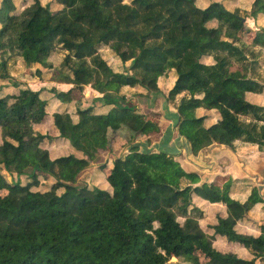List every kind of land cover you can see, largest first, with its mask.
Instances as JSON below:
<instances>
[{
  "label": "trees",
  "instance_id": "16d2710c",
  "mask_svg": "<svg viewBox=\"0 0 264 264\" xmlns=\"http://www.w3.org/2000/svg\"><path fill=\"white\" fill-rule=\"evenodd\" d=\"M250 8L228 10L222 0H0V81L9 75V61L26 69L53 70V52L64 56L54 77L72 90L89 86L111 106L106 113L94 107L72 111L66 93L47 95L29 88L3 95L0 85V264H255L264 260V226L260 233L239 232L236 225L262 202L252 189L244 203L230 197L232 181L202 184L164 152H139L132 144L159 131V121L144 120L140 136L116 150L108 143L115 132L137 114L121 91L139 87L167 97L176 105V125L193 155L213 143L233 147L237 141L264 150V107L245 94L261 93L258 52L264 47V28L252 31L247 43L239 35L245 19L264 15V0H249ZM105 47L128 72L114 71L100 51ZM204 58L211 59L205 63ZM53 96V97H52ZM55 108V110H53ZM214 111L218 120L206 126L197 110ZM52 110V112H50ZM50 114L58 135L73 150L51 159L38 130ZM128 146L110 169L100 164L103 182L78 185L77 179L102 152ZM75 153L83 157L78 158ZM24 176L21 185L3 174ZM40 176L51 177L41 186ZM93 181V179H92ZM41 188V189H39ZM61 189L59 194L57 191ZM193 195L221 204L225 217L203 223L204 212ZM181 220V221H180ZM224 240L250 251L240 258L214 248ZM205 258L202 263L196 253Z\"/></svg>",
  "mask_w": 264,
  "mask_h": 264
},
{
  "label": "rangeland",
  "instance_id": "374dc122",
  "mask_svg": "<svg viewBox=\"0 0 264 264\" xmlns=\"http://www.w3.org/2000/svg\"><path fill=\"white\" fill-rule=\"evenodd\" d=\"M18 0H16L17 2ZM129 1V0H127ZM205 0H201V2H204ZM224 1V5L228 9H239L242 13V15H245L246 9H248V4L249 0H222ZM238 7V8H237ZM251 17H247L245 19V24L247 26L246 30H243L240 32V36L243 38L244 41L247 43H250L248 35L254 30V28L251 27ZM255 48V47H252ZM101 55L103 56L104 59H106L108 65L114 70V71H119V72H128V66L121 65L120 63L117 62V59L108 51L105 47H103L100 51ZM259 57H258V66L259 70L263 71L264 70V49H260L259 51ZM64 56L63 51H58V52H53L49 58V62L52 63L53 65V70L49 69H42L41 72L42 74L40 76H36L34 74L35 72V67H32V69H26L23 64H20L15 61V63H11L9 61V75L7 77V80L14 84L18 83L20 85H25L32 91H38L41 88H46L47 89V97L51 96V93L49 92L50 89H54L56 92L60 93H66V96L63 97V99L66 102L72 103L77 107L80 108H86L91 105H94L97 101H95L97 94H94L88 87H84L82 90H72L73 85H64L60 86L63 84H60L57 82V80L54 79V77L57 74V67L61 63V60ZM1 61V60H0ZM138 91H141L139 93ZM100 95V94H99ZM126 97L129 98L132 103L137 107V114L140 113H148L149 110L152 109L153 112H151L150 115L142 118H137V117H131L129 115L125 114L126 120L119 129L115 132L108 131L107 136H108V143L109 147L111 149L116 150L117 148H120L123 146V144L127 141H130L134 139L135 137L140 136L139 129L142 125V122L144 120L150 119V120H157L159 121L160 119V114H163L165 112L164 106L171 105L173 109L176 111V105L178 102V99L181 98L182 95H178L174 100H169L167 97V92L166 94H162L160 92L159 94H153L149 93L147 91H144L143 89L139 87L135 88H129L127 92L125 93ZM53 97V96H52ZM102 97V95L98 96ZM258 102L261 105H264V99L258 100ZM104 104L103 102H100L98 105ZM109 106V105H106ZM67 109L69 105H66ZM111 107V106H109ZM55 110V108H53ZM71 113H73L74 109H71ZM52 112V110H50ZM50 119H46L43 121L41 126H38V129L43 131V133L47 134L51 140H47V142H44L43 148L46 150L50 151L51 157H61V156H66L69 155L70 148L68 144H63L62 139L56 138V136H53V133L51 131L52 127L50 125ZM164 143V141H163ZM251 146V147H250ZM249 148L250 150H245L248 153L245 154H250L254 151L257 150L256 145H250ZM252 149V150H251ZM116 152V151H115ZM244 152V151H243ZM114 155L107 156L103 155L100 157V162L108 164L110 160H113ZM203 160L202 164H207V160ZM253 162L257 163L256 169H254L257 173H259L262 177H264V152L261 155H258L253 158ZM253 167V166H252ZM110 169V167H108ZM95 170V165H91L86 169L84 172L81 173V175L77 179V184L78 185H87L91 186L90 183L95 182H103V178L101 174L96 173L97 171V165H96V170L95 171H90L89 170ZM6 180L8 182H18L21 185H25L29 181L26 177L24 176H10L7 173L3 172ZM99 175V176H98ZM46 177V176H44ZM93 177V178H92ZM93 179V181L91 180ZM49 178H45V182L41 183V186H46L48 184ZM51 181L52 180L51 178ZM247 182H243L244 184H236L235 187L232 189L231 192H234L237 195V198H239L240 203H243L246 199L245 194L248 195V192L250 191V187H254V181L253 180H246ZM92 187V186H91ZM41 189V188H39ZM231 190V189H230ZM62 190L59 189L57 193H61ZM263 204H258L253 207L252 210L248 211L244 218L242 219V231L245 233H252V234H259L260 231L258 230L260 226L264 223V201H262ZM181 221V220H180ZM256 221H260L257 223ZM214 248L217 251L223 252V253H233L237 255L240 258L244 259H252L253 255L250 251L243 249L241 246H237L234 244H230L229 242H226L224 240H217L216 242L214 241L213 243ZM198 258L202 263L205 262V258L203 257L202 254L199 252L196 253ZM169 264H187L185 263L182 259H175L172 258L169 261ZM255 264H264V260H259L256 259Z\"/></svg>",
  "mask_w": 264,
  "mask_h": 264
},
{
  "label": "crops",
  "instance_id": "0c3cea01",
  "mask_svg": "<svg viewBox=\"0 0 264 264\" xmlns=\"http://www.w3.org/2000/svg\"><path fill=\"white\" fill-rule=\"evenodd\" d=\"M227 1V0H225ZM222 4L224 5V1H222ZM225 6V5H224ZM248 7L250 8V3L248 4ZM226 9H228L225 6ZM238 8V7H237ZM246 9V11L249 10ZM228 10H234V9H228ZM251 19V27L250 28H254L253 31H257L260 28H264V15H257L255 18H250ZM258 52V57L259 55V51L260 49H264V47H256L253 48ZM203 61L205 63H211V59L209 58H204ZM16 62L22 64L21 60H16ZM258 58H257V64L256 66L258 67L256 72L260 75L261 80H257V83L259 85H261L263 87L262 92L261 93H250L247 92L245 94V98L247 101H249L252 104L258 105V106H262L264 107V105H261L258 100H262L264 99V70L260 71L259 70V66H258ZM35 68L37 69V67L35 66ZM39 70L41 71L42 67H38ZM32 69V68H31ZM35 69V70H36ZM42 73V72H41ZM6 84L5 87H3V95H7V94H16L18 92L19 89H24V88H28L25 85H20L18 83H10L9 81H6L4 83H1L0 81V85ZM63 85L60 86H64V85H70V84H65V83H60ZM171 84L162 89L161 92L162 94H166L167 90L170 88ZM73 87V86H72ZM90 89V91H92L94 94H97L96 98H99L98 96L99 93L95 92L94 90H92L89 86H86ZM52 89V88H51ZM129 89V87L124 88L121 92L123 94H125L127 92V90ZM38 91L41 92V95L44 96L47 93V89L46 88H41ZM139 93H141V91H138ZM60 93V92H59ZM49 104L53 105V107L56 108H60L61 110H64L66 107H63L64 105H62L58 100L52 99L51 96L46 97ZM179 100V99H178ZM100 102H96L94 105H91L89 107H94L95 113H106L110 107L106 106L105 104H101L98 105ZM66 105H69V109H76V106L72 103H68ZM65 105V106H66ZM168 107V111L170 112L169 115H173L175 113V109H173V107L171 105H167ZM88 108V107H86ZM176 108V107H175ZM81 109H85V108H81ZM153 112L152 109L148 111V113H140L142 115H147L149 113ZM167 115V114H166ZM165 114H160V119H159V131L157 133H154L152 135H150L148 138L145 139V142L147 144V146H152L153 144H159L163 138V135L165 133V131L169 128H171V136L170 139L167 143V145L165 146L169 151L175 153L174 159L181 165V167L187 171V172H196L199 175V179L202 183H213L215 180L217 179H224V178H229L232 181L231 184V190L235 187L236 184H244L243 182H247L246 180H248L244 169L240 168V165H238L237 161H236V156L242 158V160L245 162V165H247V167H249L250 169H256V167L258 166L257 163L253 162V158L261 155L263 152H259L258 150L254 151L250 154H245L248 153L246 152L247 150H250L249 146L251 144H246V143H242V142H235L233 144V147L229 148L232 150V152L223 149V148H215L212 149L211 151H209L207 154L204 153V159H207L208 165L206 164H199L198 161V154L197 155H192L189 156L187 155V151L185 150V145L183 142V139L181 136L178 135V130L177 127L174 126L172 127V123L169 120V118H167ZM197 115L198 116H206V126H210L212 124H214L217 120H218V114L214 111H205L202 109L197 110ZM169 117V116H168ZM50 119V125L52 127L51 131L53 133V136H57L58 133L55 130L54 126H53V120L50 114L46 115L43 119ZM43 121L38 124L35 125V130H38L40 132L43 133V131H41L40 129H38V126H41V124L43 123ZM144 139V138H141ZM143 142V140H141ZM63 144H68L66 141H62ZM0 144H1V139H0ZM69 146V145H68ZM251 147V146H250ZM70 148V147H69ZM246 150V151H245ZM252 150V149H251ZM119 151V150H118ZM118 151H116L113 155H118ZM244 151V152H243ZM49 152V156L51 159H55L51 157V153ZM70 152L72 153L73 150L70 148ZM127 153L124 152L123 156L126 155ZM235 154V155H234ZM75 155L78 158H82L83 156L80 153H75ZM103 155H107V156H113L111 154H108L106 152H102L100 157ZM190 157H192V160L190 159ZM195 160V161H194ZM112 161L110 160L108 164L105 163H101L100 161L97 163H93L91 162V165H95V170H96V165H97V171L96 173L101 174L102 178H104V175L100 172V164H104L106 165V167H111L112 166ZM199 164V165H198ZM209 164H211V166L209 167ZM253 166V167H252ZM209 167V168H208ZM244 168V166H243ZM94 169L89 170L90 171H95ZM99 176V175H98ZM45 178L44 176H40L39 180L42 182H45ZM49 180L48 184H51V177H48ZM93 178V177H92ZM92 180V179H91ZM250 180V179H249ZM29 182V181H27ZM250 187V191L248 192V195L245 194L246 199L248 198V196L250 195L252 189H255L254 187L249 186ZM230 197L234 200H239V198H237V195L234 192H231ZM245 199V201H246ZM192 201L195 204V206H197L198 208H200L203 212H204V219H203V223L205 224H210V225H214L216 222V217H225V209L221 204H210L204 200H202L201 198L197 197L196 195H193L192 197ZM244 201V202H245ZM239 202V201H238ZM243 202V203H244ZM258 204H263L262 202L258 203ZM256 204V205H258ZM254 207V206H253ZM253 209V208H252ZM251 209V210H252ZM250 211V210H249ZM264 219V218H263ZM257 223H259L260 221H256ZM242 221H239L236 225V229L239 232H243L242 229ZM262 227V226H260ZM259 230V229H258Z\"/></svg>",
  "mask_w": 264,
  "mask_h": 264
},
{
  "label": "water",
  "instance_id": "95a60500",
  "mask_svg": "<svg viewBox=\"0 0 264 264\" xmlns=\"http://www.w3.org/2000/svg\"><path fill=\"white\" fill-rule=\"evenodd\" d=\"M165 112H163V114H167V118H169V120L171 121L172 123V127L176 126V114H177V111H175V113L173 115H169L170 112L168 111V107L167 106H164L163 107ZM171 128L167 129L163 135V138L161 140V142L159 144H153L152 146H147L146 142H145V139H139L137 140L136 142L132 143V144H135V145H138L139 146V152H143V151H148V152H154V153H158V152H164V153H167L168 156H171L174 158L175 156V153L169 151L165 146L167 145L169 139H170V136H171ZM179 135V133H178ZM180 136V135H179ZM182 139H183V142H184V145H185V150L187 151V155L189 156H192V152H191V149H190V145L189 143L187 142V140L181 136ZM143 140V142L141 141ZM164 141V143H163ZM129 145L125 146L124 148L120 149L118 152V155H114L113 157V160L115 158H120L123 156L124 152L128 154L129 152V148H128ZM215 148H223V149H226L230 152H232V150L229 148V146L227 145H221V144H217V143H213L212 145L208 146V147H205L203 149H201L197 154H198V163L201 164L203 163V160L201 159H204V153L207 154L209 151H211L212 149H215ZM115 152L113 153H108V154H111L113 155ZM196 154V155H197ZM235 155V154H234ZM195 156V155H194ZM236 156V161L238 163V165H240V168L244 169V172L247 176L248 179L250 180H253L254 181V188L257 190V193H258V196L259 198L261 199V201H264V177H262L259 173H257L254 169H250L249 167H247V165H245V162L242 160V158L238 157L237 155ZM190 159L192 160V157H190ZM175 160V159H174ZM204 160H207V159H204ZM176 161V160H175ZM195 161V160H194ZM177 162V161H176ZM91 164V163H90ZM198 164V165H199ZM90 166V165H89ZM181 166V165H180ZM211 166V164H209V167ZM244 166V168H243ZM208 167V168H209ZM182 168V167H181ZM88 169V168H87ZM183 169V168H182ZM86 170V169H85ZM84 170V171H85ZM83 171V172H84ZM184 172L186 173H193V174H196L198 177L199 175L196 173V172H187L183 169ZM82 173V172H81ZM81 175V174H80ZM79 175V176H80ZM202 184H210V183H202L201 181L197 184V185H192L191 187L192 188H195V187H199L201 186ZM261 226H264V223L261 225Z\"/></svg>",
  "mask_w": 264,
  "mask_h": 264
},
{
  "label": "flooded vegetation",
  "instance_id": "af4514ba",
  "mask_svg": "<svg viewBox=\"0 0 264 264\" xmlns=\"http://www.w3.org/2000/svg\"><path fill=\"white\" fill-rule=\"evenodd\" d=\"M257 150H258L259 152H264V150H259L258 147H257Z\"/></svg>",
  "mask_w": 264,
  "mask_h": 264
}]
</instances>
